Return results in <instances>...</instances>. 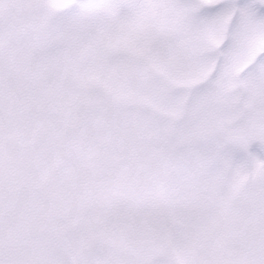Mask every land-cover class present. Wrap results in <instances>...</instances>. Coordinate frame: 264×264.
I'll use <instances>...</instances> for the list:
<instances>
[{
    "label": "snow or ice",
    "instance_id": "obj_1",
    "mask_svg": "<svg viewBox=\"0 0 264 264\" xmlns=\"http://www.w3.org/2000/svg\"><path fill=\"white\" fill-rule=\"evenodd\" d=\"M0 264H264V0H0Z\"/></svg>",
    "mask_w": 264,
    "mask_h": 264
}]
</instances>
